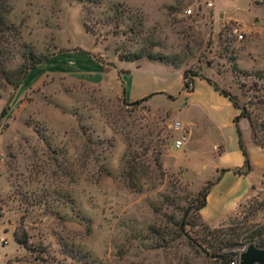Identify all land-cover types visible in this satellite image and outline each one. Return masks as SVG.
I'll return each mask as SVG.
<instances>
[{
    "label": "rangeland",
    "instance_id": "374dc122",
    "mask_svg": "<svg viewBox=\"0 0 264 264\" xmlns=\"http://www.w3.org/2000/svg\"><path fill=\"white\" fill-rule=\"evenodd\" d=\"M7 1V115L19 98L1 126L0 264H226L221 249L236 240L239 264L244 239H264V168L237 210L207 224L198 208L216 181L203 169L210 132L201 124L191 141L177 95L133 105L109 72L156 57L172 68L152 89L177 91L182 71L185 84H216L249 113L241 121L264 150V0ZM66 52L103 64L105 82L49 74L19 95L16 71Z\"/></svg>",
    "mask_w": 264,
    "mask_h": 264
},
{
    "label": "crops",
    "instance_id": "0c3cea01",
    "mask_svg": "<svg viewBox=\"0 0 264 264\" xmlns=\"http://www.w3.org/2000/svg\"><path fill=\"white\" fill-rule=\"evenodd\" d=\"M121 63L123 64L115 66L109 72L113 81L111 84L116 90V94L124 95L122 90L124 88L125 97L130 102L142 100L153 95L147 101L150 104H153L156 99L177 95L176 100L173 102H179L190 119L186 126L190 129L189 136L191 141L194 135L193 129L199 128L201 124L204 129L210 132L213 149L206 153L204 163L207 165L203 169H206L205 171L207 172L208 168L210 169L211 167L210 172L214 175L212 178L215 177L216 181L213 183L207 197V205L200 210L202 219L207 224H216L228 214L237 210L241 201L250 193L257 181L256 175H259L260 167L264 168V150L253 142L251 130L249 127L244 128L243 124L245 122L242 120L239 126L253 170L245 175L235 174L233 171L222 173V170L244 168L245 165V157L240 147L239 135L235 124V118L240 115L239 109L229 99L217 92L208 80L201 77L194 79L193 92L184 91L183 71L179 80L175 82L177 91L171 93V90L166 92L161 89H152L151 85L156 80L161 84L163 76L167 73L166 71L172 68L171 65L155 60H147V58H144L139 65L136 63L127 65V62ZM123 69L126 70L124 73L122 72ZM136 73H138L137 79L136 77L134 78ZM49 74L69 76L94 85L103 84L108 77V72L104 65L93 57L83 53H61L31 70L19 90V95L41 85ZM136 89L148 91L140 99L139 96L134 95ZM18 98L17 94L12 102L10 113L2 118L3 110L7 106V100L0 97V147L3 137L1 134L2 123L13 114L14 105L18 102ZM217 146L222 148L218 155L214 152Z\"/></svg>",
    "mask_w": 264,
    "mask_h": 264
},
{
    "label": "trees",
    "instance_id": "16d2710c",
    "mask_svg": "<svg viewBox=\"0 0 264 264\" xmlns=\"http://www.w3.org/2000/svg\"><path fill=\"white\" fill-rule=\"evenodd\" d=\"M3 3V7H5V11H10L11 8L8 4V1L7 0H4ZM0 26L2 27V33H5L3 35H7L8 34V30L12 29L13 26L12 25H9L8 22L6 21L3 13L1 12L0 10ZM6 41V40H5ZM51 57H47L45 59H37L34 61V63L30 64V65H23L21 67V69L19 71H16L15 72V75L18 76V84L16 85V89L20 88L22 83L24 82V80L26 79V77L28 76V74L30 73L31 70L35 69L36 67H38L39 65H41L42 63L48 61ZM151 60H155V61H158L159 58H156V57H153V58H150ZM162 60V59H160ZM188 77V73L186 72L185 73V79H187ZM258 78H260L261 80L264 81V74L263 75H259ZM210 82V81H209ZM211 83V82H210ZM213 87L215 88V90L217 92H219L222 96H224L225 98L229 99L233 105L239 109L240 111V115L238 117L235 118V124H236V128H237V132H238V135H239V143H240V147H241V150L243 152V155L245 157V165H244V168H237V169H225V170H222V173H225V172H229V171H233L235 174H239V175H245V174H248L252 171V164H251V159H250V156L248 154V151L246 150L245 148V144H244V140H243V135H242V132H241V129H240V126H239V122L241 121V119L243 118H250V115L249 113L246 111L245 108L241 107L237 100L233 98V96L227 92L226 90H221L216 84H213ZM185 91H188V92H193L194 91V83H187L185 84ZM151 96H148L142 100H139L137 102H135L133 105L135 104H139V103H143V102H147L151 97ZM0 97H2L0 95ZM170 98H173V96H169ZM9 111V106H7L4 110H3V113H2V118H4L7 113ZM262 128L264 130V124L262 125ZM263 148H264V145H263ZM244 169V170H243ZM246 169V170H245ZM212 185L213 183H210L209 186L205 189V192H204V201L203 203L201 204V206L198 208L199 211L201 209H203L206 205H207V197L210 193V190L212 188ZM0 217L1 214H0ZM256 238V237H255ZM244 240L248 241V243L251 245V244H254L256 245L257 247L259 248H264V239L263 237L262 238H257V239H251V238H245ZM238 241V240H236ZM236 241H227L225 242V244L223 245V248L221 250H224V249H227V253H224V254H219V257L222 258L226 264H233V263H237V245H238V242ZM218 254H215L214 257H217Z\"/></svg>",
    "mask_w": 264,
    "mask_h": 264
},
{
    "label": "water",
    "instance_id": "95a60500",
    "mask_svg": "<svg viewBox=\"0 0 264 264\" xmlns=\"http://www.w3.org/2000/svg\"><path fill=\"white\" fill-rule=\"evenodd\" d=\"M239 264H264V248H259L254 244L249 245L240 254Z\"/></svg>",
    "mask_w": 264,
    "mask_h": 264
},
{
    "label": "built area",
    "instance_id": "2783aa9c",
    "mask_svg": "<svg viewBox=\"0 0 264 264\" xmlns=\"http://www.w3.org/2000/svg\"><path fill=\"white\" fill-rule=\"evenodd\" d=\"M234 2H237L238 0H233ZM208 7H210V8H213L214 7V3L213 2H208ZM187 14H192V10H187ZM234 33L235 34H239V30L238 29H235L234 30ZM239 37H240V39H243V35L242 34H240L239 35ZM178 129H181L182 127H181V124H178V127H177ZM185 145V138L184 137H182L181 139H178L176 142H175V147L177 148V149H181L183 146ZM238 262H239V260H238ZM233 264H236V263H233Z\"/></svg>",
    "mask_w": 264,
    "mask_h": 264
}]
</instances>
